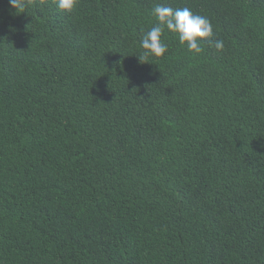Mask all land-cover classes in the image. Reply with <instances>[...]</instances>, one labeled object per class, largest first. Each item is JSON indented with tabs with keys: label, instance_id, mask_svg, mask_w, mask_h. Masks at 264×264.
Returning a JSON list of instances; mask_svg holds the SVG:
<instances>
[{
	"label": "trees",
	"instance_id": "1",
	"mask_svg": "<svg viewBox=\"0 0 264 264\" xmlns=\"http://www.w3.org/2000/svg\"><path fill=\"white\" fill-rule=\"evenodd\" d=\"M0 264H264V0H0Z\"/></svg>",
	"mask_w": 264,
	"mask_h": 264
},
{
	"label": "clouds",
	"instance_id": "2",
	"mask_svg": "<svg viewBox=\"0 0 264 264\" xmlns=\"http://www.w3.org/2000/svg\"><path fill=\"white\" fill-rule=\"evenodd\" d=\"M31 0H9L10 8L15 9L16 14L24 13ZM56 7L61 12L71 13L79 3V0H54ZM151 15L155 18V24L143 34L140 40L142 49L139 61L148 64L150 58H161L168 51L167 44L162 37L165 32L173 34L186 50L199 56L204 52L203 43L206 41L217 52L224 50L222 40H212L213 25L203 16L192 12L188 7L172 8L156 4ZM143 63V64H144Z\"/></svg>",
	"mask_w": 264,
	"mask_h": 264
}]
</instances>
